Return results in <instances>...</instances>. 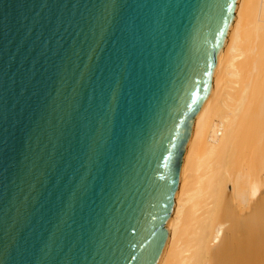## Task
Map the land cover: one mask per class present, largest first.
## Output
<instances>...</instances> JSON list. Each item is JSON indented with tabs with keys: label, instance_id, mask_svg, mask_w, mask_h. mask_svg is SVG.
<instances>
[{
	"label": "water",
	"instance_id": "obj_1",
	"mask_svg": "<svg viewBox=\"0 0 264 264\" xmlns=\"http://www.w3.org/2000/svg\"><path fill=\"white\" fill-rule=\"evenodd\" d=\"M238 0H0V264H161Z\"/></svg>",
	"mask_w": 264,
	"mask_h": 264
},
{
	"label": "bare ground",
	"instance_id": "obj_2",
	"mask_svg": "<svg viewBox=\"0 0 264 264\" xmlns=\"http://www.w3.org/2000/svg\"><path fill=\"white\" fill-rule=\"evenodd\" d=\"M161 264H264V0H238Z\"/></svg>",
	"mask_w": 264,
	"mask_h": 264
}]
</instances>
